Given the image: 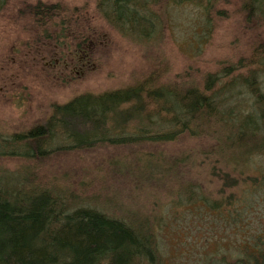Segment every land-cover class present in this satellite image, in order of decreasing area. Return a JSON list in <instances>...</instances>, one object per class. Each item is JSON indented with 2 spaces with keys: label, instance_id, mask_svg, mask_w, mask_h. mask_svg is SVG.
<instances>
[{
  "label": "trees",
  "instance_id": "obj_1",
  "mask_svg": "<svg viewBox=\"0 0 264 264\" xmlns=\"http://www.w3.org/2000/svg\"><path fill=\"white\" fill-rule=\"evenodd\" d=\"M93 1L95 11L107 26L126 38L134 36L148 41L162 39L169 24L170 6L184 0ZM213 2L206 1L207 13ZM4 5L5 0H0V10ZM240 8L245 22L264 25V0H242ZM61 9L59 4L37 3L26 10L27 14L24 11L20 14L31 26L61 28L72 34L71 27L68 26L69 30L65 27ZM204 25H210L208 17ZM41 33L46 40L65 49L66 52L61 50L64 56L69 54L61 63L54 58L53 67L66 69L72 62L88 61L86 37L80 41L70 37L67 50L66 42L59 44L47 32ZM59 36L65 38L64 32ZM240 60L222 68L221 73H208L200 78H192L186 71L165 84L162 72L154 71L126 88L80 94L65 104H53L43 122L0 138V160L18 159L23 164L15 172L0 169V264H160L158 236L163 213L158 216L152 208L156 216L151 217L145 206H131L125 217L114 215L107 204H86L71 185L60 186L50 173V178L41 179L34 169H49L46 163L61 153L98 146L168 143L182 135L209 134L214 147L202 155L213 162L222 155L225 160L220 149L222 142L240 152L235 150L229 155L228 162L234 161L235 165L241 164L246 156L264 154V42L255 45L248 57ZM241 69L246 73H241ZM240 87L251 102L250 114L234 103L236 96L243 93ZM188 160V156H182L159 163L146 160L141 166L138 160H135L138 166L119 162L111 165L116 171L128 172L130 181L134 179L132 186L139 188L150 180L158 185ZM153 162L163 169L161 174L166 173L156 177L154 170L158 168H154ZM213 162L210 161L209 174L222 180L217 200L191 183L177 187L175 198L184 196L189 210L226 213L225 220L231 226L238 225V207L241 205L242 210L247 199L254 198L259 190L264 193V175L259 169L253 174L238 171V175L232 176L217 170ZM85 185L80 182L75 187ZM228 189L231 191L226 194ZM117 211L120 212L118 207ZM233 249L234 253L223 255L218 264H264V232L236 240Z\"/></svg>",
  "mask_w": 264,
  "mask_h": 264
},
{
  "label": "rangeland",
  "instance_id": "obj_2",
  "mask_svg": "<svg viewBox=\"0 0 264 264\" xmlns=\"http://www.w3.org/2000/svg\"><path fill=\"white\" fill-rule=\"evenodd\" d=\"M206 1L184 0L172 4L162 39L147 41L134 36L126 38L107 26L95 11L93 0H5L0 10V138L43 122L53 104H65L80 94L126 88L154 71L162 72L165 84L186 71L192 78L221 73L222 68L237 64L248 57L255 45L264 42V25L245 22L240 8L242 0H209L213 5L208 13ZM37 3L59 4L65 16V27L69 30L70 26L72 34L61 28L31 26L20 13L27 14L26 10ZM207 17L210 25L205 27ZM41 32H47L51 39L61 42L59 44L66 42L67 50L70 37L77 41L86 37L85 45L90 50L87 64L75 61L66 69L53 67L54 58L61 63L69 54L64 56L63 48L46 40ZM61 32L65 38L59 36ZM240 72L246 73L245 69ZM240 90L243 93L236 96L234 103L250 114L251 102L246 91L242 87ZM208 135H182L168 143L144 142L120 148L98 146L92 150L61 153L46 163L49 169L34 170L41 179L50 178V173L60 186H72L86 204H107L114 215L125 217L131 206H145L144 211L151 217L156 216L152 208L158 216L163 213L158 236L160 264H218L223 255L234 253L236 240L264 232V193L259 190L254 198L247 199L242 210L241 205L238 207L240 222L233 226L225 220L226 213L189 210L183 202L184 196L175 198L177 187L186 183L199 185L205 194L219 198L222 180L209 174L213 159L206 160L202 155L209 147H214ZM220 147L225 160L223 155L214 160L217 170L235 176L238 171L253 174L260 169L264 175V154L246 156L243 164L235 165L234 161L228 162V158L236 149L225 142ZM236 153L240 152L236 150ZM182 156H188L189 160L175 170L174 175L169 172V177L158 185L150 180L139 188L132 186L134 179L130 181L128 172L116 171L111 165L119 162L138 166L135 162L138 160L141 166L146 160L168 161ZM156 162L152 163L158 168L154 172L156 177H161L166 171L161 174L163 169ZM22 165L18 159L0 160V169L7 171H18ZM80 182L86 185L76 188ZM239 188L241 194L242 185ZM229 191L231 189L226 194Z\"/></svg>",
  "mask_w": 264,
  "mask_h": 264
}]
</instances>
